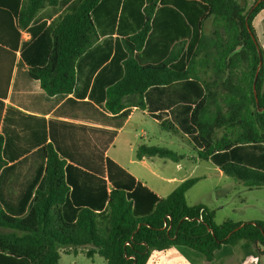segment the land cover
<instances>
[{"label":"trees","instance_id":"obj_1","mask_svg":"<svg viewBox=\"0 0 264 264\" xmlns=\"http://www.w3.org/2000/svg\"><path fill=\"white\" fill-rule=\"evenodd\" d=\"M148 1L142 30L125 39L129 55L123 77L107 91V110L118 114L125 108V97L138 95L141 102L153 87L189 78L195 80L193 86L201 82L191 113V128L201 148L199 159L211 161L247 188H264V111L260 112L264 108V56L252 26L264 9V0H254L252 6L249 0ZM158 1L184 14L194 34L202 30L204 20L212 18L211 35L192 40L190 69L172 68L167 59L145 65L137 59L148 42ZM100 2L22 0L17 8L18 29L32 35L30 42L23 43L21 57L30 78L39 81L48 96L73 92L76 62L99 40L92 14ZM59 5L67 6V11L49 26L41 23V12ZM239 46L241 51L233 54ZM260 61L257 106L253 85ZM193 64L204 66L203 77L193 73ZM218 130L223 131L221 136ZM41 150L43 177L27 197L25 203L31 201L27 213L24 208L14 213L0 208L4 264H60L61 249L77 255L80 247L88 248V258L98 255L107 264H147L153 252L166 253L173 247L188 249L210 264L226 247H240L243 261L263 254L264 221L228 219L217 224L209 207L187 203L186 195L198 178L184 181L169 196L159 198L109 158L100 165H87L53 136ZM136 156L174 162L182 158L167 148L146 145L138 148ZM5 158L6 146L0 137V171L7 165Z\"/></svg>","mask_w":264,"mask_h":264},{"label":"crops","instance_id":"obj_2","mask_svg":"<svg viewBox=\"0 0 264 264\" xmlns=\"http://www.w3.org/2000/svg\"><path fill=\"white\" fill-rule=\"evenodd\" d=\"M249 1L252 6L254 0ZM21 3L22 0H0V137L4 139L7 152V165L0 171V208L13 213L24 208V213H27L31 204V201L25 203L27 197L34 185H37L36 188L39 186L43 177L45 157L41 149L51 142L52 136L76 160L91 166L100 165L101 160L105 163L107 158L113 160L110 157L111 149L122 136L125 143L133 145V150L143 145L139 144L134 134L136 127L144 129L142 136L149 140L145 134L151 124L148 118L160 126L159 132L171 130L184 137L176 135V138L186 141H189L190 134L197 137L191 128V113L198 95L197 87L202 88V84L196 81L198 86H193L192 81L195 80L191 78L150 88L141 102L138 95H129L123 99L125 108L118 114L106 108L109 87L123 77L124 63L129 55L125 39L142 30L145 24L144 8L149 4L148 0H101L92 14L99 40L77 60L73 92L54 97L46 94L39 81L30 78L28 66L21 57L23 43L32 39L28 30L18 29L15 12ZM66 8L63 5L47 7L39 19L49 26L67 11ZM208 21L204 20L202 30L194 34L184 14L173 5L158 1L148 42L136 54L138 61L145 65L167 59L169 64L172 63V68L190 69L192 40L196 36L211 35L212 29L207 31L206 27ZM252 26L264 56V9L255 16ZM203 56L204 53L198 59ZM204 70L202 64H193V73L198 77L204 76ZM167 139L172 145H182L173 138ZM196 150H201L199 144ZM188 159L200 160L192 156ZM149 160L153 159L143 158L140 162L146 164ZM113 161L162 198L155 188L133 174L124 164ZM68 163L71 161L68 160ZM176 163V170H182L183 165ZM84 169L87 170L86 167ZM151 173L164 182H170L169 178L156 174L153 169ZM198 204L208 207L203 202L192 203ZM233 221L246 223L258 219L240 218ZM63 254L71 256L74 253ZM78 255H75L76 258ZM192 256L190 251L173 247L166 253L153 252L147 264H183L184 261H179L181 258ZM2 260L3 257H0V264H4ZM74 260L71 264L76 263Z\"/></svg>","mask_w":264,"mask_h":264},{"label":"rangeland","instance_id":"obj_3","mask_svg":"<svg viewBox=\"0 0 264 264\" xmlns=\"http://www.w3.org/2000/svg\"><path fill=\"white\" fill-rule=\"evenodd\" d=\"M207 31L212 29V20L207 22ZM148 129L146 128L145 134L150 138L143 137L144 129L136 127L134 134L138 137L139 144H143L150 147L167 148L182 158L179 159V163L183 165L182 170H176L177 163L169 159H161L158 157L152 158L146 164L140 162L137 159L138 147L133 150V145L124 142L123 136L117 142L114 148L111 149L110 157L118 164H124L128 170L133 174L144 180L149 186H152L156 191L166 198L169 194L186 180L200 178L198 183L187 193V203L192 205L194 202H203L215 213V222L217 224L223 223L225 220H237L240 218L258 220H264V188H245L242 182H239L231 177L226 176L221 172L216 165L209 161L203 160H189L188 157L198 158V142L196 136L190 134L189 141L186 139L181 140L176 138L183 137L182 134L175 133L169 130H161L160 126L154 124L152 118H148ZM155 125V126H154ZM155 128H153V127ZM222 130H218L217 134L221 136ZM173 138L176 143H181V147L172 145L167 139ZM132 140V139H131ZM178 140V141H177ZM180 141V142H179ZM134 142V141H132ZM138 146V145H137ZM184 147V148H183ZM185 155H187L185 157ZM133 161V163H131ZM131 164V165H130ZM152 169L156 174H160L162 177H167L170 182H164L157 175H152ZM180 248V247H176ZM182 249V248H180ZM185 248H183L184 250ZM78 256L72 254L68 256L63 254L67 252L65 249H61L60 264H71L74 260L75 264H107L104 258L97 256L94 259L88 258L86 252L88 248H78ZM186 251H190L185 249ZM193 253L191 258H181L179 261L183 264H208L196 253ZM74 255V256H73ZM158 257V254L155 253ZM197 255V256H195ZM196 257V258H195ZM93 260L95 261L93 263ZM264 264V250L260 257H248L243 261V253L240 247L236 248H224L218 251L216 259L211 264Z\"/></svg>","mask_w":264,"mask_h":264},{"label":"water","instance_id":"obj_4","mask_svg":"<svg viewBox=\"0 0 264 264\" xmlns=\"http://www.w3.org/2000/svg\"><path fill=\"white\" fill-rule=\"evenodd\" d=\"M250 14H251V11L248 13V15H247V17H246V20H247V21H248V18H249V16H250ZM253 39H254V38H253ZM254 41H255V40H254ZM241 49H242V46H239L238 48L235 49V51L233 52V54H234V53H237V52H240ZM257 49H258L259 57H260V59H261L262 54H261L260 49H259L258 46H257ZM261 67H262V62L260 61L259 65H258V67H257L256 73H255V81H254V85H253V87H254V93H255V97H256V101H257V106H259V102H258L257 92H256V81H257V78H258V76H259V73H260ZM263 111H264V108L260 109V112H261V113H262Z\"/></svg>","mask_w":264,"mask_h":264}]
</instances>
